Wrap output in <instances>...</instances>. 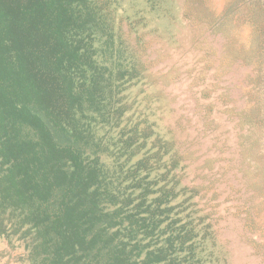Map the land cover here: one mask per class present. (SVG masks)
Returning a JSON list of instances; mask_svg holds the SVG:
<instances>
[{
	"label": "rangeland",
	"instance_id": "1",
	"mask_svg": "<svg viewBox=\"0 0 264 264\" xmlns=\"http://www.w3.org/2000/svg\"><path fill=\"white\" fill-rule=\"evenodd\" d=\"M109 13L112 31H96L94 58L138 72L119 87L121 122L92 124L98 150L75 146L98 156L124 196L128 167L167 141L169 153L138 176L153 190H172L169 218L139 234L142 243L152 250L173 232L181 264H264V0H111ZM146 124L150 137L141 135L131 155L120 152L133 126ZM57 131L58 142H73ZM173 153L179 163L167 174L161 164ZM25 228L0 238V264H38L26 247L32 235L21 238Z\"/></svg>",
	"mask_w": 264,
	"mask_h": 264
},
{
	"label": "trees",
	"instance_id": "2",
	"mask_svg": "<svg viewBox=\"0 0 264 264\" xmlns=\"http://www.w3.org/2000/svg\"><path fill=\"white\" fill-rule=\"evenodd\" d=\"M110 1L0 0V238L26 226L21 238L32 235L26 247L38 264L182 262L173 232L152 250L139 237L169 218L172 190H153L138 176L150 174L153 157L169 153L167 141L128 167L132 189L124 196L107 181L98 156L75 146L98 150L92 124L121 122L127 105L118 104L119 87L138 72L94 58L96 31H112ZM57 130L73 142H58ZM152 132L150 124L133 126L119 151L131 155L130 147ZM178 163L173 153L161 165L168 174ZM108 202L119 206L106 211Z\"/></svg>",
	"mask_w": 264,
	"mask_h": 264
}]
</instances>
